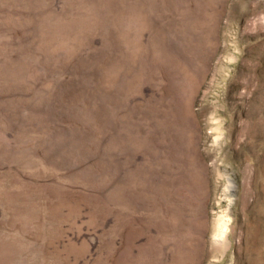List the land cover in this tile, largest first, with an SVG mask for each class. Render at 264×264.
<instances>
[{
	"label": "rangeland",
	"instance_id": "1",
	"mask_svg": "<svg viewBox=\"0 0 264 264\" xmlns=\"http://www.w3.org/2000/svg\"><path fill=\"white\" fill-rule=\"evenodd\" d=\"M0 264H264V0H0Z\"/></svg>",
	"mask_w": 264,
	"mask_h": 264
},
{
	"label": "bare ground",
	"instance_id": "2",
	"mask_svg": "<svg viewBox=\"0 0 264 264\" xmlns=\"http://www.w3.org/2000/svg\"><path fill=\"white\" fill-rule=\"evenodd\" d=\"M234 187L233 181L228 178V183H227V188L226 191L232 190ZM227 223H228V218L224 217L223 215L219 217L218 222H217V232L214 234L215 237H224L227 232Z\"/></svg>",
	"mask_w": 264,
	"mask_h": 264
}]
</instances>
